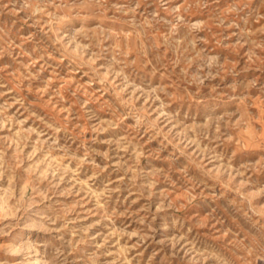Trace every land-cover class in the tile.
I'll return each instance as SVG.
<instances>
[{"label":"rangeland","instance_id":"rangeland-1","mask_svg":"<svg viewBox=\"0 0 264 264\" xmlns=\"http://www.w3.org/2000/svg\"><path fill=\"white\" fill-rule=\"evenodd\" d=\"M0 264H264V0H0Z\"/></svg>","mask_w":264,"mask_h":264}]
</instances>
